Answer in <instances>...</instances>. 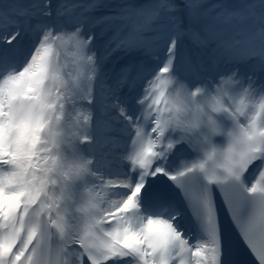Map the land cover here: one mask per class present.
Listing matches in <instances>:
<instances>
[{"label": "snow or ice", "instance_id": "1", "mask_svg": "<svg viewBox=\"0 0 264 264\" xmlns=\"http://www.w3.org/2000/svg\"><path fill=\"white\" fill-rule=\"evenodd\" d=\"M240 244L264 264V0H0V264Z\"/></svg>", "mask_w": 264, "mask_h": 264}]
</instances>
